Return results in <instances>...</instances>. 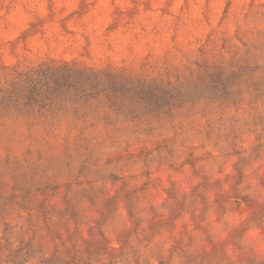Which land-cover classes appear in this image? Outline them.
<instances>
[{
    "label": "clouds",
    "instance_id": "9594fccd",
    "mask_svg": "<svg viewBox=\"0 0 264 264\" xmlns=\"http://www.w3.org/2000/svg\"><path fill=\"white\" fill-rule=\"evenodd\" d=\"M88 3L67 33L78 0H31L0 32V87L23 73L90 81L40 112L0 109V183L14 194L0 264H264V0H212L207 20L203 0L165 16L163 0ZM109 76L147 94H113Z\"/></svg>",
    "mask_w": 264,
    "mask_h": 264
},
{
    "label": "rangeland",
    "instance_id": "374dc122",
    "mask_svg": "<svg viewBox=\"0 0 264 264\" xmlns=\"http://www.w3.org/2000/svg\"><path fill=\"white\" fill-rule=\"evenodd\" d=\"M31 2V0H0V32H2L7 26H18L19 22H21V16H27L28 12L25 9V5L27 3ZM67 2H72V0H66ZM94 3V0H92ZM173 0H163V6L159 9L160 15L165 16V15H170L169 13V8L172 5ZM191 0H184V6L187 7L190 4ZM203 3L205 5V11L202 13L204 16V19L207 20V11H211V4L212 0H203ZM153 0H144V11L150 12V11H156V9L152 8ZM7 5V6H5ZM89 3L88 0H78V5L75 9H68L65 7L63 9L64 12L67 13L66 17L63 18L59 23L60 27L67 33L68 29L65 27V22L68 20H71L73 17L79 18L83 14H85L89 8ZM23 23L28 24V28L22 30L18 36L19 41H23L27 39V36L29 34L34 33L35 31L40 30V26L42 25V21H39L37 18L36 21H27L24 20L22 21ZM182 26V18L180 16H176L174 20L171 23V28H172V36L170 39L175 40L176 38V31ZM112 26H109V30L111 29ZM155 29V26H154ZM71 34V33H69ZM85 41L87 42V37H84ZM14 47V45H13ZM23 74H18L17 80L10 81L8 83L7 87H0V109L7 110L8 106L10 104L22 107L21 105V98L19 90H23L21 88L22 84L24 83ZM130 82V81H127ZM132 83V82H130ZM134 84L132 83V86H126L123 89L119 90V92H112L113 94L120 95V94H134V95H146L147 92L144 88L133 86ZM14 92V94H10V91ZM15 96V99H17L18 102H14L12 97ZM9 98L11 100H9ZM24 102V101H23ZM7 162V161H6ZM3 185L0 183V215L3 214L4 212V205L14 199V194H9L8 196L3 195ZM56 186L53 185H48L45 184L43 187H40L37 189L43 196L45 192L51 191L55 192ZM22 199L27 200L29 199V196L27 193H25V196L22 197ZM47 197H44V200H41L37 206V212L39 215V218L44 221V228L46 231L51 234L52 230L48 225L47 222V209L45 207V200ZM73 218L75 217V213H72ZM31 222V218H30ZM5 230H7V225H5ZM26 247H30V241L29 244L26 245ZM19 264V262H17ZM45 264H50V262H45ZM251 264V262H249Z\"/></svg>",
    "mask_w": 264,
    "mask_h": 264
},
{
    "label": "trees",
    "instance_id": "16d2710c",
    "mask_svg": "<svg viewBox=\"0 0 264 264\" xmlns=\"http://www.w3.org/2000/svg\"><path fill=\"white\" fill-rule=\"evenodd\" d=\"M24 83L19 90L21 101H24L22 108L25 111L40 112L43 107L42 101L46 98L59 96L72 89H81L85 83H90L89 78L84 74L68 75L66 73H23ZM49 81L51 85L49 86ZM132 86V83L127 82L118 76H109L105 87L111 92H119L126 86ZM95 87L94 84L91 85ZM133 86H136L135 84ZM10 94H14L13 90ZM14 102H18L15 96L12 97ZM9 100H11L9 98ZM42 114V113H41Z\"/></svg>",
    "mask_w": 264,
    "mask_h": 264
}]
</instances>
